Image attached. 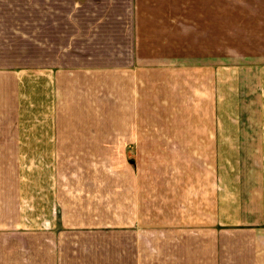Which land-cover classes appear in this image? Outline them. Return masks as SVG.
Segmentation results:
<instances>
[{"label":"crops","instance_id":"obj_1","mask_svg":"<svg viewBox=\"0 0 264 264\" xmlns=\"http://www.w3.org/2000/svg\"><path fill=\"white\" fill-rule=\"evenodd\" d=\"M0 264H264V0H0Z\"/></svg>","mask_w":264,"mask_h":264}]
</instances>
